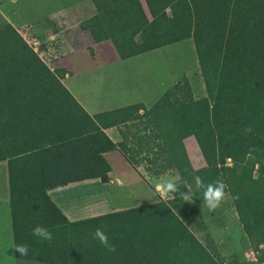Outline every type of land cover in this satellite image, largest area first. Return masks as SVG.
Listing matches in <instances>:
<instances>
[{
	"label": "trees",
	"instance_id": "obj_1",
	"mask_svg": "<svg viewBox=\"0 0 264 264\" xmlns=\"http://www.w3.org/2000/svg\"><path fill=\"white\" fill-rule=\"evenodd\" d=\"M80 23L120 59L190 39L204 95L180 75L149 106L136 102L88 115L26 40L0 23V161H5L14 257L48 264H220L195 190L222 179L254 262L264 264V0H90ZM139 110H141L139 112ZM113 143L103 129L120 126ZM251 125L253 131L245 133ZM192 135L205 165L192 168L182 139ZM118 149L136 166L175 171L191 203L157 200L69 221L47 191L83 179L108 181L103 153ZM228 160V161H227ZM233 197H238L233 199ZM36 225L51 241L32 235ZM194 227V228H193ZM101 228L115 251L92 239ZM28 246L21 256L14 246Z\"/></svg>",
	"mask_w": 264,
	"mask_h": 264
},
{
	"label": "crops",
	"instance_id": "obj_2",
	"mask_svg": "<svg viewBox=\"0 0 264 264\" xmlns=\"http://www.w3.org/2000/svg\"><path fill=\"white\" fill-rule=\"evenodd\" d=\"M42 1L44 10L39 9L36 13L33 10L24 8L23 5L7 6L6 4L0 3V18L3 22H8L29 44L32 41L39 42L41 40L43 43L41 42L39 45L44 44L46 48H52L53 50L57 47L56 49L59 51V54L55 59H58L55 60L52 67H48L59 74L62 84V79L68 75V71L71 69L68 56L75 51H80L83 45H93L96 47V52L103 59H106L105 57H108V59H114L116 57V54L111 51V43L109 40L94 42L89 32L80 28V23L94 13V8L90 0ZM139 2L144 10V0V4H142L141 0ZM33 6L31 5V9ZM144 12L146 17L150 19L147 9ZM106 45L109 50L105 47ZM143 53L136 55H142ZM72 96L90 116L105 111H92L78 100L74 94ZM142 104L148 107L144 103ZM125 105L122 104L117 107ZM119 129H123L122 125L106 127L103 129V132L113 143H118L121 140ZM182 143L191 167L195 169L204 166V160L194 137L192 135L187 136L182 139ZM103 156L110 166L107 182L102 183L97 178L83 179L47 191L52 202L69 221L162 200L154 191L153 185L161 176L176 175V172L170 168L163 169L158 174L151 173L146 170L145 162H140L138 165L133 166L118 149L106 151L103 153ZM2 162L5 163V161ZM130 186L136 189L135 194L137 193V196H135V199L128 196V201L122 203L128 204V202H132L130 205L117 207L119 205H112L108 202L106 204L107 196L104 197V193H112L113 191L119 193L121 188L132 189ZM98 188L102 189V193H98ZM123 194L128 195V191ZM198 207L203 216L206 229L202 231L197 228L194 230V233L202 237L203 232L206 231L210 235L220 255V264H224L232 255L242 254L245 256L247 251L252 250L228 195H226L220 206L214 211H209L203 203H199Z\"/></svg>",
	"mask_w": 264,
	"mask_h": 264
},
{
	"label": "rangeland",
	"instance_id": "obj_3",
	"mask_svg": "<svg viewBox=\"0 0 264 264\" xmlns=\"http://www.w3.org/2000/svg\"><path fill=\"white\" fill-rule=\"evenodd\" d=\"M141 2L144 4L143 0ZM0 3L7 6L23 5L24 8L33 10L35 13L39 9L44 10L42 0H0ZM31 5H34L32 9ZM144 10H146L145 6ZM1 22L3 21L0 18ZM41 42L43 43L40 40L39 44ZM105 47L109 50L107 45ZM38 48L46 49L44 44L39 45ZM110 48L116 54L111 45ZM55 49L50 48V54L46 53L47 58L43 60L49 67H52L58 59L55 57H58L59 51ZM96 50L97 48L93 45H83L80 51L70 54L68 58L71 69L62 79L64 86L92 111L108 110L134 102H142L149 107L165 88L182 74L186 76L195 98L204 95L190 39L174 42L126 59H120L117 54L114 59H108V57L103 59ZM131 188H121L119 193L115 191L104 193L103 196H107L106 204L108 202L119 205L117 207L130 205L132 202L122 203L128 201V196L134 199L137 196L136 189ZM126 191L128 195L123 194ZM98 193H102V189L98 188ZM7 197L6 167L5 163L0 161V264H48L14 257L11 251Z\"/></svg>",
	"mask_w": 264,
	"mask_h": 264
},
{
	"label": "clouds",
	"instance_id": "obj_4",
	"mask_svg": "<svg viewBox=\"0 0 264 264\" xmlns=\"http://www.w3.org/2000/svg\"><path fill=\"white\" fill-rule=\"evenodd\" d=\"M245 133H251L253 131L252 126L249 125L243 129ZM195 181V190L202 191L203 196V205L208 208L209 211H214L217 207L220 206L222 201L225 199L227 185L222 179H216L214 182L205 184L200 176L194 177ZM182 177L178 174L176 175H166L161 176L157 182L153 185L154 191L162 200H167L169 198L175 199L176 194H178L179 199L184 202L191 203L194 198V190L192 187H187V190H181V186L184 185ZM238 197H233L236 199ZM32 235L38 237L41 241H51L52 233L41 225H36L32 229ZM92 239L98 240L101 245L108 248L109 251H115V246L109 244L108 236L104 233L101 228H96L93 232L90 233ZM14 249L21 256L28 255V246L24 244L15 245Z\"/></svg>",
	"mask_w": 264,
	"mask_h": 264
},
{
	"label": "built area",
	"instance_id": "obj_5",
	"mask_svg": "<svg viewBox=\"0 0 264 264\" xmlns=\"http://www.w3.org/2000/svg\"><path fill=\"white\" fill-rule=\"evenodd\" d=\"M28 43V42H27ZM29 44V43H28ZM32 48V50L34 52H36V54L38 55V57L43 61L46 57V53H49L50 54V50L49 48H46L45 50H40L38 48L39 46V42L37 41H32L30 44H29ZM55 57V56H53ZM44 62V61H43ZM228 161V160H227ZM256 257V251H253V250H249L247 251V253L245 254V258L248 260V261H251V262H254L255 261V258Z\"/></svg>",
	"mask_w": 264,
	"mask_h": 264
}]
</instances>
